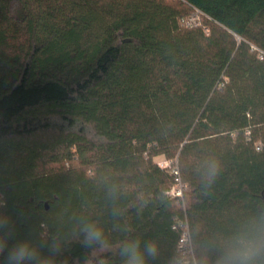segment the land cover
Instances as JSON below:
<instances>
[{
  "label": "trees",
  "instance_id": "1",
  "mask_svg": "<svg viewBox=\"0 0 264 264\" xmlns=\"http://www.w3.org/2000/svg\"><path fill=\"white\" fill-rule=\"evenodd\" d=\"M258 211L264 0H0V264L21 241L40 264H124L131 240L171 264L186 227L204 242Z\"/></svg>",
  "mask_w": 264,
  "mask_h": 264
},
{
  "label": "clouds",
  "instance_id": "2",
  "mask_svg": "<svg viewBox=\"0 0 264 264\" xmlns=\"http://www.w3.org/2000/svg\"><path fill=\"white\" fill-rule=\"evenodd\" d=\"M205 187H210L220 171V162L209 156L202 160L197 168ZM115 193V188L111 189ZM169 196L179 193H166ZM5 227L0 223V228ZM85 243L106 246L103 230L94 223H85L82 227ZM198 231L191 228L185 234L183 247L172 258L171 264H264V211H258L242 219L226 235L213 236L204 242L196 237ZM5 241L0 238V253L4 251ZM121 255L124 264H147L146 257H155L158 248L155 242L147 243L143 248L139 240L123 244ZM9 264H40V254L29 241L14 244L8 254Z\"/></svg>",
  "mask_w": 264,
  "mask_h": 264
},
{
  "label": "built area",
  "instance_id": "3",
  "mask_svg": "<svg viewBox=\"0 0 264 264\" xmlns=\"http://www.w3.org/2000/svg\"><path fill=\"white\" fill-rule=\"evenodd\" d=\"M220 88H222V86H220ZM259 148V146H258ZM159 165L161 167H171L173 172L176 175V183L175 185L171 188L170 193L171 192H176L179 193V195H175L173 197H180V199H184V195H185V184L182 182L181 177H180V170H179V166H178V159H174V160H170V159H162L160 161H158ZM188 232V227H186L183 237L181 239V243L183 246V241H184V237L185 234Z\"/></svg>",
  "mask_w": 264,
  "mask_h": 264
},
{
  "label": "rangeland",
  "instance_id": "4",
  "mask_svg": "<svg viewBox=\"0 0 264 264\" xmlns=\"http://www.w3.org/2000/svg\"><path fill=\"white\" fill-rule=\"evenodd\" d=\"M193 19H198V18H197L196 15H195V16L193 17ZM193 19H192V20H193ZM207 32H208V30H207ZM162 159H164V157H162V156L156 158L157 161H160V160H162ZM187 198H188V197H187ZM184 201H185V199L183 200V202H184ZM186 202H187V201H186Z\"/></svg>",
  "mask_w": 264,
  "mask_h": 264
}]
</instances>
